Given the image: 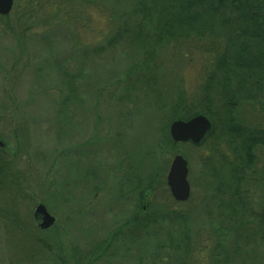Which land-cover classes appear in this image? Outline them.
Returning <instances> with one entry per match:
<instances>
[{"label": "rangeland", "instance_id": "1", "mask_svg": "<svg viewBox=\"0 0 264 264\" xmlns=\"http://www.w3.org/2000/svg\"><path fill=\"white\" fill-rule=\"evenodd\" d=\"M137 1L13 0L0 17V264H211L224 249L233 264H264V240L252 231L264 207V150L246 171L243 205L230 210L226 191L215 198L227 146L163 143L169 103L180 90L194 96L212 62L207 40L153 51L155 68L140 73L154 77L159 97L117 81L141 66V50L106 41L137 20ZM234 116L264 128L256 103ZM176 154L187 161L183 202L166 185ZM36 203L56 217L50 228L36 224ZM135 216L156 222L131 237ZM184 237L188 256L175 247Z\"/></svg>", "mask_w": 264, "mask_h": 264}, {"label": "trees", "instance_id": "2", "mask_svg": "<svg viewBox=\"0 0 264 264\" xmlns=\"http://www.w3.org/2000/svg\"><path fill=\"white\" fill-rule=\"evenodd\" d=\"M132 11L137 15L132 26L118 27L106 41V45L111 46L125 40L141 50V66L130 69L124 79L117 80H124L127 89L159 97L153 84L154 77L140 73L146 68L150 74L155 68L152 63L157 47L171 41L207 40L206 48L212 53V62L200 88L192 97H185L181 90L176 92L169 103L172 115L168 124L175 119L187 120L198 114L210 120L211 129L198 145L211 138V145L224 143L229 149L231 159L223 165L227 166L229 173L226 180L217 174L220 182L215 198L220 199L226 191L230 199L224 206L234 210L237 203V206L243 205L241 185L246 171L251 170L256 162L255 148L264 150V128L243 125L234 116L244 102L256 103L264 109V0H150L147 3L141 0ZM61 73L67 77L64 70ZM67 81L69 83L70 80H66V85ZM69 97L75 99L76 95L70 92ZM160 102L165 104L162 98ZM165 138L164 144H175L168 133ZM209 169L211 175L217 173L214 167ZM172 215L177 216L175 213ZM255 217L252 231L263 241L264 207ZM154 222L156 219L153 217L131 218L129 225L133 232L129 235L138 236V230H145ZM240 222L243 223L242 220ZM116 234L114 232L112 238ZM186 238H181L175 247L181 246V251L188 256L190 248ZM224 250L212 252L211 264H233V257Z\"/></svg>", "mask_w": 264, "mask_h": 264}, {"label": "water", "instance_id": "3", "mask_svg": "<svg viewBox=\"0 0 264 264\" xmlns=\"http://www.w3.org/2000/svg\"><path fill=\"white\" fill-rule=\"evenodd\" d=\"M13 7V0H0V16L8 15ZM211 129L210 120L202 115H195L187 120L175 119L169 125V136L175 143L191 142L199 144ZM4 142L0 139V148ZM187 161L179 154L172 157L166 174V185L172 198L177 202L186 201L190 194V185L187 181ZM41 216L38 226L41 229L51 227L55 222L45 205L38 203L34 208V216Z\"/></svg>", "mask_w": 264, "mask_h": 264}, {"label": "flooded vegetation", "instance_id": "4", "mask_svg": "<svg viewBox=\"0 0 264 264\" xmlns=\"http://www.w3.org/2000/svg\"><path fill=\"white\" fill-rule=\"evenodd\" d=\"M255 149H256V150H257V149L259 150V149H261V148H260V147H256ZM254 152H255V151H254ZM255 156H256V152H255ZM37 204H38V203H36L35 206H36ZM35 206H34V208H35ZM50 214H51V213H50ZM33 215H34V214H33ZM54 217H55V216H54ZM34 220L36 221V224L38 225L39 222L41 221V216H40V215H38V216H36V217L34 216ZM56 221H57V219H56V217H55V222H54V224L56 223ZM54 224H53V225H54ZM38 227H39V226H38Z\"/></svg>", "mask_w": 264, "mask_h": 264}]
</instances>
